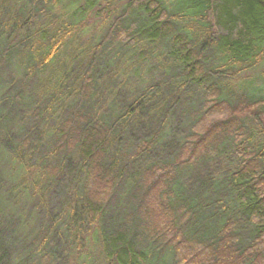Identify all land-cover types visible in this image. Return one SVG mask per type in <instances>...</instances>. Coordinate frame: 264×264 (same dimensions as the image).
Here are the masks:
<instances>
[{"label":"trees","instance_id":"1","mask_svg":"<svg viewBox=\"0 0 264 264\" xmlns=\"http://www.w3.org/2000/svg\"><path fill=\"white\" fill-rule=\"evenodd\" d=\"M64 1L68 10L59 15ZM114 1L124 5L78 76L79 96L38 142L37 157L29 153V121L45 125L69 94L52 90L39 99L28 125L7 144L33 161L35 197L69 169L72 185L64 189L77 191L62 199L66 210L60 199L61 222L51 208L34 225L30 212L5 217L0 208V264H52L68 247L81 253L85 239L102 264H264V0H18L0 29V67L13 59L16 44L39 34L49 49L36 62L24 61L18 89L5 87L0 135H9L15 111L24 109L22 92L32 78L72 43L89 14ZM47 20L55 29L48 35ZM157 43L169 47L163 61L171 69L148 91L159 88L167 100L153 114L141 109L143 94L130 105L106 107L108 90L121 86L103 80L108 51ZM56 239L64 243L60 251L50 246Z\"/></svg>","mask_w":264,"mask_h":264},{"label":"rangeland","instance_id":"2","mask_svg":"<svg viewBox=\"0 0 264 264\" xmlns=\"http://www.w3.org/2000/svg\"><path fill=\"white\" fill-rule=\"evenodd\" d=\"M18 0H11L9 6L0 4L6 12L0 14V29L3 27V19L8 16V12L11 11L13 3ZM4 2V0H3ZM124 1H114L109 4L108 9L102 10L105 3L101 4V8H96L93 13L89 14L85 18V24L78 31V35L74 37L71 44L63 47L57 56L52 59L45 70L32 78L29 88L23 90L22 92V106L24 109L20 111H15V118L12 119L9 128V135L5 137L0 135V208L4 213L5 217L9 216V213L16 211L17 214H27L31 213L30 224L34 225L38 222L44 214V209L51 208V212L57 217L55 222L63 221L61 218V211L66 210V203L63 200L69 201L73 198L77 189H64L65 184H71V178L73 176V170L69 169L65 171V176L63 180L59 183L60 185L53 184L48 190L44 191L43 194H38L37 197L33 195V186L30 187L31 182L35 179L37 175V169L32 167V160L37 157L38 152L41 150V146L38 147V142L45 140V136L49 135L53 125L61 120L65 112V108L68 103L76 99L79 96V84L80 79L78 76L82 74V71L87 65L88 59L91 54H93L94 45L99 41L101 36L106 33L108 27L115 18V15L120 11ZM68 5L66 1L62 2L58 7L60 14L62 12H67ZM54 14L49 17H53ZM55 18H57L55 16ZM55 20V19H54ZM50 20H47V35L48 33H54L55 29L50 25ZM33 32V28L30 27L25 30L24 35ZM6 38L5 36L2 40ZM45 39L39 34V37L30 39L28 42L25 41L22 45L16 44L14 47V57L9 60L6 65L0 67V97L3 94L5 87L8 89L10 86H15L18 89L20 85L19 81L23 79L24 71V61L31 58L33 62H36L39 58L44 56L49 49V42L44 44ZM68 42V41H66ZM37 50L40 52L38 53ZM143 54L141 55V51ZM169 47L161 43H157L154 46L147 47V49H142L138 47L137 49L124 50L115 49L108 51L106 60L111 58L108 64H106V72L103 74V80L105 83H113L114 81H119L121 86H118L117 91L112 88L108 90V95L105 98L104 105L109 106L113 102L122 103L130 105V102L140 96L144 95L143 104L141 109L145 108L144 114L154 113L156 106H160L166 101V93L160 92L159 88H153L148 91V88L153 84H159L162 80L169 78V67L171 61L164 63L163 57L167 54ZM41 54V55H40ZM107 61V62H108ZM159 62V63H158ZM160 64V66H159ZM171 69V67H170ZM128 80V83H126ZM166 85L162 86V90H167ZM52 90L59 91L58 96H65L64 103H56L54 109L48 114L46 124L42 126H37L34 128L32 121H29L31 129H34L32 134L34 141L29 149V153L32 157H21L19 153L22 148L11 151L7 144L14 142L16 136L21 133L22 126L24 124L28 125V119H31L34 114L33 110L39 104L37 102L39 99L44 100L50 97ZM121 92V93H120ZM40 93L43 96H40ZM120 93V95H119ZM120 97L122 99H120ZM127 104V105H128ZM99 109V107L97 108ZM140 110V109H139ZM151 114V116H152ZM156 114V113H155ZM32 122V123H30ZM44 133V134H43ZM43 135H45L43 137ZM42 138V139H41ZM13 140V141H11ZM24 159V163L20 159ZM32 161V162H31ZM74 166V165H73ZM83 180V176L81 175ZM21 182H28V188L22 190L20 187ZM34 183V182H33ZM44 184V182H43ZM42 185V183H40ZM12 186H15L12 188ZM79 193H85L83 186H79ZM59 192L60 198L57 197L55 200L52 199V195ZM62 200L60 205V201ZM74 203V202H73ZM81 202L78 201L77 204ZM62 206V208H61ZM45 215V214H44ZM49 222V219H47ZM40 222V221H39ZM36 234V232L34 233ZM83 242V250L78 252L76 247H68L62 253L57 254V258L53 260L52 264H102V255L98 252L95 244L89 241L81 240ZM57 243V239L50 242V246L57 245L59 251L63 248V242ZM93 251H95L93 253Z\"/></svg>","mask_w":264,"mask_h":264}]
</instances>
